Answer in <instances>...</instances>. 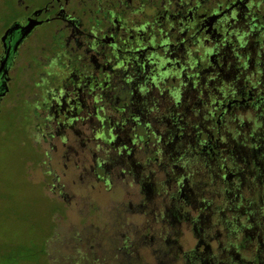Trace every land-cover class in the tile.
<instances>
[{
  "label": "flooded vegetation",
  "instance_id": "af4514ba",
  "mask_svg": "<svg viewBox=\"0 0 264 264\" xmlns=\"http://www.w3.org/2000/svg\"><path fill=\"white\" fill-rule=\"evenodd\" d=\"M17 96L64 261L178 264L183 170L225 166L227 189L264 167V0H0V114ZM203 246L180 264H212Z\"/></svg>",
  "mask_w": 264,
  "mask_h": 264
},
{
  "label": "rangeland",
  "instance_id": "374dc122",
  "mask_svg": "<svg viewBox=\"0 0 264 264\" xmlns=\"http://www.w3.org/2000/svg\"><path fill=\"white\" fill-rule=\"evenodd\" d=\"M18 96L14 108L0 114V264H80L64 261L72 252L64 241L75 233H59L65 229L66 207L47 191L49 178L41 172L45 154L37 139L33 142L25 102ZM217 167L199 172L189 166L182 172L178 192L191 201V212L182 222L184 233H173L168 242L182 246L175 247L176 263L193 259L194 245L200 250L208 244L212 264H264V167L253 173L237 165L235 182L227 189L219 184L225 166ZM252 181L255 187L248 184ZM157 219L171 220L160 210ZM204 229L208 233H200Z\"/></svg>",
  "mask_w": 264,
  "mask_h": 264
},
{
  "label": "water",
  "instance_id": "95a60500",
  "mask_svg": "<svg viewBox=\"0 0 264 264\" xmlns=\"http://www.w3.org/2000/svg\"><path fill=\"white\" fill-rule=\"evenodd\" d=\"M16 24H17V22H15V23H11V24L7 27V30L12 29L13 27L16 26ZM7 30H6V31H7ZM6 31L2 34L1 38H4V35L6 34Z\"/></svg>",
  "mask_w": 264,
  "mask_h": 264
}]
</instances>
